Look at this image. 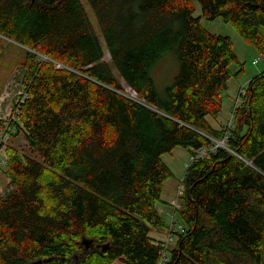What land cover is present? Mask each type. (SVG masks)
Masks as SVG:
<instances>
[{
	"label": "trees",
	"instance_id": "1",
	"mask_svg": "<svg viewBox=\"0 0 264 264\" xmlns=\"http://www.w3.org/2000/svg\"><path fill=\"white\" fill-rule=\"evenodd\" d=\"M89 2L103 40L82 0H0V41L25 54L12 135L30 149L8 146L0 264H160L163 156L225 138L209 117L240 75L232 38L202 17L221 16L264 58V0ZM172 52L180 70L161 92L152 68ZM244 88L225 145L186 170L166 264H264V70Z\"/></svg>",
	"mask_w": 264,
	"mask_h": 264
},
{
	"label": "rangeland",
	"instance_id": "2",
	"mask_svg": "<svg viewBox=\"0 0 264 264\" xmlns=\"http://www.w3.org/2000/svg\"><path fill=\"white\" fill-rule=\"evenodd\" d=\"M82 2L103 40L97 16L89 0H82ZM201 14V5L199 2H196L195 15L198 16ZM201 21L210 32L230 36L234 42L235 51L240 60V63H233L231 65L232 72L237 73L239 71L240 75L232 77L230 86L223 92L222 111L217 118L210 117V122L213 125H226L231 120L232 112L236 106V100L239 96L241 87L246 86L251 77L264 70V58L253 44L244 40L237 29L231 23L226 22L221 16L214 20H209L203 16ZM104 48L106 49L105 59L109 60L111 56L105 44ZM24 56V53L18 55L17 47L13 44L7 41H0V101L3 96L10 98L11 94H16L18 97L25 96V88L20 80L23 70L17 66V63L19 64L18 60L21 61ZM179 70V57L175 52L165 55L154 65L152 68V76L161 92L174 81ZM124 85L128 93L133 97L137 96V93L130 86H127L125 83ZM10 109L12 110L11 105L8 107V111ZM5 144H8V146L10 144H15L21 152H30L27 137L23 131H21L16 138L13 137V135L6 136ZM163 160L173 171V175L165 182L163 192L164 201H167L170 196L175 193L169 200L170 203V201L176 197L179 184L183 185L181 182L185 176L187 164L192 160V153L183 146H177L172 152L166 153L163 156ZM4 169L5 168L0 167V194L3 196L7 195L13 189V187L8 186V179L4 173ZM164 201L158 202L157 207L164 218L170 222ZM176 218L180 221L178 215H176ZM169 231V227L164 232H160L153 228L151 235L156 238H162L163 243L167 241ZM176 238L177 236H175V239L170 243V249L175 244ZM37 264H44V262L39 260Z\"/></svg>",
	"mask_w": 264,
	"mask_h": 264
},
{
	"label": "built area",
	"instance_id": "3",
	"mask_svg": "<svg viewBox=\"0 0 264 264\" xmlns=\"http://www.w3.org/2000/svg\"><path fill=\"white\" fill-rule=\"evenodd\" d=\"M245 94V88L242 87L240 89L239 96L236 100V106L232 112L231 120L225 125L224 129L228 131L234 126V117H235V109L242 103L243 96ZM25 96L18 97L16 94H11L10 98H7L6 96H3L2 100L0 101V167H5L9 161V153H8V144H5V138L6 136L12 135V132L14 129L11 127V123L16 119V113H15V105H19L21 102L24 101ZM12 106V110L10 109L8 111V107ZM8 111V112H7ZM227 133L225 138L223 139H214L213 144H211L209 147H202L197 151V154L192 157L194 159L195 157L201 156L205 157L207 156L210 151H215L216 148L220 145H225V141L227 138ZM190 166V163L187 164V167ZM184 179V178H183ZM183 182V180H182ZM181 182V183H182ZM184 187L183 185L179 184V187L177 188L176 197L171 200V210L168 211V216L170 218L169 222V234L167 237V241L163 242V250H162V260L160 264H166L167 259L169 258L170 254V243L175 239V232L176 230H183V225L179 223V221L176 218V210L180 206V197L183 194Z\"/></svg>",
	"mask_w": 264,
	"mask_h": 264
},
{
	"label": "crops",
	"instance_id": "4",
	"mask_svg": "<svg viewBox=\"0 0 264 264\" xmlns=\"http://www.w3.org/2000/svg\"><path fill=\"white\" fill-rule=\"evenodd\" d=\"M250 80V79H249ZM230 84H231V79L229 80V82H228V87L230 86ZM227 87V88H228ZM226 88V89H227ZM225 89V90H226ZM240 89V88H239ZM238 89V90H239ZM222 96H223V94H222ZM211 120V118L209 117V121ZM211 123V122H210ZM212 124V123H211ZM213 125V124H212ZM224 125L225 124H223V125H221V126H216V125H213L215 128H222L223 129V127H224ZM175 194V193H174ZM174 194H172L171 196H170V198L167 200V201H164V203H165V206H166V208H167V210H168V207H169V200L174 196ZM162 199H163V194H162ZM164 200V199H163ZM159 210V209H158ZM162 239V238H161Z\"/></svg>",
	"mask_w": 264,
	"mask_h": 264
},
{
	"label": "water",
	"instance_id": "5",
	"mask_svg": "<svg viewBox=\"0 0 264 264\" xmlns=\"http://www.w3.org/2000/svg\"><path fill=\"white\" fill-rule=\"evenodd\" d=\"M227 86V85H226ZM84 243H86L87 244V247H90V245H91V242H88V241H84ZM57 258V256H51V257H49V260H51V259H56ZM42 262H44V260H41Z\"/></svg>",
	"mask_w": 264,
	"mask_h": 264
},
{
	"label": "bare ground",
	"instance_id": "6",
	"mask_svg": "<svg viewBox=\"0 0 264 264\" xmlns=\"http://www.w3.org/2000/svg\"><path fill=\"white\" fill-rule=\"evenodd\" d=\"M212 140H214V139L212 138Z\"/></svg>",
	"mask_w": 264,
	"mask_h": 264
}]
</instances>
